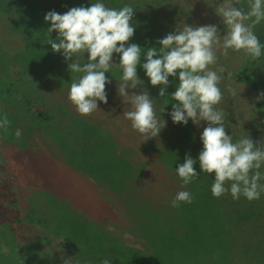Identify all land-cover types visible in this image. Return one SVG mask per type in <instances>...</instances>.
<instances>
[{
  "label": "rangeland",
  "instance_id": "1",
  "mask_svg": "<svg viewBox=\"0 0 264 264\" xmlns=\"http://www.w3.org/2000/svg\"><path fill=\"white\" fill-rule=\"evenodd\" d=\"M39 1L42 3L43 14L52 3L50 0ZM95 2L98 0H53L52 7L67 12L72 7H89ZM101 2L114 8H120L125 4L134 7L132 24L135 32L128 43H135L142 48L141 65L146 62L144 53L147 49L155 47L159 50L161 45L157 41L168 33L175 32L176 29L181 30L184 24L193 26L215 24L221 36L226 30L222 18L217 15L215 9L227 0H101ZM23 13H26L25 17H28L32 14V9L15 12L13 7L0 6V44L13 57V59L7 58L5 62H0V117L6 114L10 121L8 131L0 129V149L8 159L10 167L3 168L0 165V172L3 169L9 174L14 172L22 190L24 206H28L29 210L24 228L20 230L16 238V263L64 264L65 259L71 258L72 264H93L89 260V255L83 256L78 251L81 243L89 238L94 243L99 241L101 244H98L104 246L101 248L117 252L124 264H138L142 260L146 264H157L151 259L154 252L152 245L144 239L145 237L143 238L148 229L145 225L151 226L158 223L167 228L170 224L169 211L171 213L174 211L172 203L169 202L175 199V194L182 189L181 186L182 191H188L185 189L186 185H181L180 188L175 187L181 183L178 179L175 180L174 172H171L169 170L171 168L167 164L166 166L162 160V151L167 143H180L176 139L178 137L175 135L165 137L162 129L158 138L153 137L144 141V137L131 127V122L124 117V112L131 110L132 106L120 97L117 90L122 82V69L118 65L119 54L115 53L113 54L115 64L109 72L105 73L112 81L111 84L106 85L108 103L98 101L99 110L88 116L80 115L68 99V93L71 82L77 80L82 74L71 72L68 67L71 61H66L61 53L52 50L51 45L48 44L47 32L41 36L47 37L44 43L41 42L42 40L36 41L33 38L34 35L29 34L23 26V17L21 18ZM260 25L264 29V21ZM57 36L58 33L55 31L50 34L53 40H56ZM216 55L217 62L210 67L215 71H219L221 67L227 69L223 73L220 84L224 98L217 106L225 111L226 132L233 136V142L247 136L257 143L264 141V109L260 105L264 103V96L261 95L264 92L249 83L236 80L237 72L244 66L246 54L243 50L229 49L227 55H224L223 49L217 48ZM29 59L41 63L43 67L37 74L34 84L31 82L30 85H34L35 99L53 108V111H50L52 117L48 121L38 120L19 98L20 91H24L25 84L21 87L16 85L18 80L15 72ZM86 61L87 53L85 57L80 58L81 63ZM141 65L137 66V74L144 82L143 86L129 89V91L139 93L147 89L154 100L156 115L159 118L164 113L158 102L162 86H152ZM228 72H231V77L228 76ZM258 72L264 77V62L258 68ZM29 78L31 75L24 73V77L19 80L28 81ZM169 81L166 95L161 99L172 109L176 101L171 98V94L178 87V75L169 77ZM229 87L236 90V96L230 94ZM15 91L17 96H14ZM81 120L95 125L99 133L102 135L105 133L110 138V142L114 145V149L111 150L113 156H111L113 158L111 164L116 172L120 167L122 160L119 159L122 156L131 160L129 163L131 167H128V173L132 176L130 183L123 185L120 180H114L117 185H113L110 181L91 176V173L83 171L75 160L67 156V152H64L60 143L57 142L56 129L64 133L66 140L75 142L77 132L73 124H80ZM183 126L191 131L195 138L200 139L202 129L194 127L189 121ZM17 129L22 133L19 139L15 136ZM158 141L162 143V148ZM58 149L61 150V154H58L60 151ZM141 160L146 164H143ZM165 169L172 173L170 177V173ZM74 170L79 171L80 174ZM260 171L264 172V167ZM83 177H87V182ZM132 183L133 187L128 186ZM260 183L264 184V180ZM164 187L167 188L163 189ZM169 188L177 189V191L171 193L172 189ZM123 189L128 190L130 197L139 199L143 197L140 199L143 201L140 203L137 201V203L142 207L145 205L147 207L146 212L149 216L146 217L148 220L146 224L140 220L143 216L138 213V216H135V212H139L137 205L132 206L133 211L136 210L134 213L132 211H130L132 214L127 213V202L125 194H122ZM253 201H260L263 206L264 192L261 193L259 199ZM124 212L127 213V219L125 215H122ZM59 216H62V219L60 217L58 221ZM133 224H135L134 227ZM125 228L127 229L124 230ZM36 236H42L43 239L36 240ZM235 257L238 260L237 253ZM169 259V256H166L163 264H168Z\"/></svg>",
  "mask_w": 264,
  "mask_h": 264
},
{
  "label": "clouds",
  "instance_id": "2",
  "mask_svg": "<svg viewBox=\"0 0 264 264\" xmlns=\"http://www.w3.org/2000/svg\"><path fill=\"white\" fill-rule=\"evenodd\" d=\"M234 3H246L248 10ZM234 3L227 0L215 9L226 26L222 36L215 24H184L181 30L176 29L157 41L161 45L159 50L147 49L146 62L142 65V48L128 43L135 32L132 24L135 9L129 4L114 8L98 0L89 7H72L64 14L49 11L44 19L50 22L47 33L52 50L71 61L68 65L71 72L82 74L71 82L68 93V99L80 115L88 116L99 110L98 101L108 103L106 85L112 81L105 73L115 64L113 54H119L122 82L117 90L132 106L124 112V117L144 141L157 137L166 121L157 117L153 98L147 89L139 93L129 89L143 86L137 74L138 65L142 66L152 86H162L160 97L166 95L169 77L178 75V87L171 94L176 103L169 115L177 124L187 125L189 119L195 125L206 122L200 136L203 148L198 161L201 173L215 174L211 187L213 196L219 198L230 192L235 200L243 196L253 201L264 192V184L260 183L264 180V172L260 171L264 167V141L257 143L247 136L233 142V136L226 132L225 111L217 107L224 98L220 84L227 69L221 67L215 71L210 66L217 62V48H222L224 55L232 49L243 50L252 60L261 57L264 46L254 29L264 21V0H234ZM54 31L58 33L56 40L50 38ZM85 53L87 61L82 64L80 58L85 57ZM228 76L231 77V72ZM229 92L237 95L234 88L229 87ZM9 126L7 115L0 117V129L6 132ZM21 135L17 129L15 136L19 139ZM196 163V159L186 154L184 163L176 167L183 185L198 177ZM178 202L191 203L190 192H178L171 202L172 207H178ZM64 264H72V259H65ZM100 264H112V261L105 258Z\"/></svg>",
  "mask_w": 264,
  "mask_h": 264
},
{
  "label": "trees",
  "instance_id": "3",
  "mask_svg": "<svg viewBox=\"0 0 264 264\" xmlns=\"http://www.w3.org/2000/svg\"><path fill=\"white\" fill-rule=\"evenodd\" d=\"M10 1L0 0V6L4 8L13 7L15 12L32 9V14L28 17H25L26 13L21 15V18L23 17V26L29 31V34L34 35L32 36L36 41L42 40V43L47 41V37L43 38L41 36L50 27V22H46L44 19L45 15L49 11H56L61 14L65 12L52 7L53 0H50L52 5L48 6V9L43 14L42 3L39 0ZM234 6L243 7L245 11L248 10L246 3L242 5H235L234 3ZM254 32L258 36L261 45L264 46V29L262 26L258 25ZM7 58L13 59L9 52L0 44V62H5ZM263 62L264 47H262L261 57L256 60H252L246 54L244 66L237 72L236 80L249 83L254 88L264 92V77L258 72V68ZM42 69L41 63L39 64L29 59L23 64V67L15 72L19 82H16V85L21 87L25 84L24 91L22 90L23 93L20 91L19 98L27 105L28 111L38 120L48 121L52 117V112L50 111H53V108L49 107L45 102L35 99V88L33 85L37 74ZM24 73L31 75L28 81L19 80L24 77ZM31 82L33 83L32 85H30ZM14 94V96L18 95L16 91ZM158 102L161 105V109L163 110L164 108V113L159 118L166 121V126L163 128L165 137L167 135H175L180 142L167 143L162 151V160L175 173L176 178L180 179V183L183 184L176 172V167L184 163L186 154H190L193 159L197 160L194 168L198 173V177L186 185L188 192L192 196V202H178V207H172L175 214L169 211V218L172 221H170L171 224L167 228L158 223L151 225V227L148 225V229L144 234L145 238H143L154 249L151 259L157 264H163V259L165 260L166 256L170 258L168 264H264V204L261 206L262 203L260 201H249L243 196L235 200L230 192L219 198L214 197L211 187L214 183L215 174L201 173L198 161V155L203 148L202 141L195 138V135L184 128L183 125L173 123L169 115L172 109L163 103L160 96H158ZM260 105L264 109V103ZM80 122V124L75 122L73 124L77 132V141L75 142L66 140L64 133L56 129L57 142L60 143L64 152H67V156H70L73 161L75 160L83 171L91 173L102 180L110 181L113 185H117L114 180H120L123 185L130 183L132 176L128 173V167H131L129 164L131 160L126 156H122L119 159L122 160L120 161L121 163H118L120 167L116 172L111 164V161H113L111 150L114 149V145L110 142V138L105 133L103 135L99 133L96 126L87 123L88 121L81 120ZM189 122L194 127L197 126L196 128L198 129L203 130L206 127V122L204 121H201L199 125L193 124L191 119H189ZM162 147L163 145L160 143V148ZM0 165L3 168L10 167L8 159L1 149ZM175 187L180 188L179 186ZM165 188L167 187L163 189ZM169 189H172L170 190L171 193L177 191V189ZM124 190L122 192L125 193L127 198L128 192ZM128 198L126 199L127 208L128 206L132 208V205H136L137 201L139 203L142 202L140 200L142 197H140V201L137 200L138 198L134 197V199L133 196L130 197L131 199L129 198L130 200ZM139 203L137 204L139 211L141 210L139 215L143 216L142 222L144 221L143 223L146 224L148 222L145 219L148 213L146 212L147 207H139ZM157 207L160 206L157 205ZM28 211V206H24L22 190L17 182V176L14 172L9 174L3 169L0 172V264H17L16 238L20 230L24 228L26 218L29 216ZM152 219L155 220V218ZM35 238L36 240L43 239L42 236H36ZM97 242L101 244L99 241ZM98 243H94L87 238L81 243L78 251L83 256L89 255V260L93 264H100V261L105 258L112 261V264H124L119 259L120 256L117 252H113L111 249V251H106L101 248L103 245ZM236 253L238 254V260L235 257ZM143 261L138 264H146Z\"/></svg>",
  "mask_w": 264,
  "mask_h": 264
},
{
  "label": "bare ground",
  "instance_id": "4",
  "mask_svg": "<svg viewBox=\"0 0 264 264\" xmlns=\"http://www.w3.org/2000/svg\"><path fill=\"white\" fill-rule=\"evenodd\" d=\"M46 136H47V135H46ZM157 138H158V136H157ZM159 139H161V138H159ZM158 143H159V141H158ZM153 144H154V143H153ZM159 145H160V143H159ZM57 146H58V145H57ZM155 147H156V146H155ZM58 148H59V147H58ZM157 148H158V147H157ZM157 148H156V149H157ZM58 150H60V149H58ZM59 152H60V153H59ZM155 152H156V151H155ZM152 153H153V152H152ZM156 153H157V152H156ZM159 153H160V151H159ZM159 153H158V154H159ZM58 154H61V150L58 151ZM160 154H161V153H160ZM150 155H152V154H150ZM60 156H61V155H60ZM148 157H149V156H147V158H148ZM64 158H66V157L64 156ZM155 158H156V157H155ZM160 158H161V157H160ZM157 159L159 160V157H158ZM64 160H65V159H64ZM147 160H148V159H147ZM145 161H146V160H145ZM139 162H140V161H139ZM141 162H143L144 164H146V162H144V161H142V160H141ZM155 162H157V161H155ZM162 162H163V161H162ZM147 164H148V163H147ZM138 165H139V164H138ZM165 165H166V163H165ZM163 166H164V165H163ZM166 166H167V165H166ZM166 166H165V167H166ZM160 167H161V166H160ZM166 168H167V167H166ZM161 169H162V168H161ZM163 169H164V168H163ZM168 169H169V168H168ZM168 169H165V170H168ZM80 170H81V169H80ZM169 170H171V169H169ZM169 170H168L167 172L170 173ZM74 171H75V170H74ZM163 171H164V170H163ZM75 172L78 173L79 171H75ZM164 172H165V171H164ZM171 172H173V171L171 170ZM83 173H84V172H83ZM138 173H139V172H138ZM78 174H80V173H78ZM85 174H87V173H85ZM130 174H131V173H130ZM171 174H172V173L169 174V177L171 176ZM174 174H175V173H174ZM174 174H173V175H174ZM87 175H88V174H87ZM165 175H166V174H165ZM81 176H83V174H81ZM91 176H93V175H91ZM174 176H175V175H174ZM84 177H85V175H84ZM84 177H83V178H84ZM87 177H88V176H87ZM87 177H86V178H87ZM89 177H90V176H89ZM140 177H141V175H140ZM175 177H176V176H175ZM177 177H178V176H177ZM86 178H84V179L86 180ZM166 178H167V176H166ZM171 178H172V177H171ZM171 178H170V179H171ZM84 179H83V180H84ZM137 179H138V178H137ZM92 180H93V179H92ZM95 180H96V179H95ZM175 180L177 181V178H176ZM175 180H174V181H175ZM179 180H180V179H179ZM93 181H94V180H93ZM136 181H137V180H136ZM169 181H170V180H169ZM171 181H172V180H171ZM85 182H87V180H86ZM133 182H134V181H133ZM135 183H136V182H135ZM179 183H180V182H179ZM179 183H177V184H179ZM92 184H93V182H92ZM181 185H183V184H180L179 187H180ZM128 186H132V187H133V183H132L131 185H128ZM134 186H135V185H134ZM184 186H185V185H184ZM132 187H131V188H132ZM181 187H182V186H181ZM143 188H144V187H143ZM127 189H129V188H127ZM127 189H126V191H128ZM141 189H142V188H141ZM182 189H183V188H182ZM185 189H187V188L185 187ZM130 190H131V189H130ZM111 191H112V190H111ZM124 191H125V190H124ZM141 191H142V190H141ZM183 191H184V190H183ZM113 192H114V191H113ZM139 192H140V191H139ZM157 192H159V191H157ZM120 193H121V192H120ZM120 193H119V196H121ZM126 193H127V192H126ZM134 193H135V192H134ZM154 193L156 194V192H154ZM159 193H160V192H159ZM122 194H125V193L122 192ZM132 194H133V193H132ZM143 194H144V192H143ZM129 195H130V194H128V196H129ZM137 195H138V194H137ZM123 196H124V195H123ZM125 196H126V195H125ZM125 196H124V197H125ZM128 196H127V198H128ZM134 196H135V194H134ZM142 196H143V195H142ZM145 196H146V195H144V197H145ZM100 197H101V196H100ZM161 197H162V194H161ZM118 198H119V197H118ZM127 198H126V199H127ZM129 198H130V197H129ZM129 198H128V199H129ZM133 198H134V197H133ZM135 198H136V197H135ZM135 198H134V199H135ZM142 198H143V197H142ZM146 198H147V197H146ZM155 198H156V197H155ZM122 199H123V198H122ZM122 199H121V200H122ZM126 199H125V200H126ZM130 199H131V198H130ZM130 199H129V200H130ZM96 200H98V199H96ZM123 200H124V199H123ZM123 200H122V202H125V201H123ZM132 200H133V199H132ZM137 200H139V198H138ZM139 201H140V200H139ZM142 201H143V200H142ZM144 201H145V200H144ZM172 201H173V200H172ZM122 202H121V203H122ZM126 202H127V201H126ZM128 202H129V201H128ZM131 202L134 203L133 201H131ZM135 202H136V200H135ZM169 203H171V201H170ZM117 204H118V203H117ZM124 204H125V203H124ZM137 204H138V203H137ZM137 204H136V205H137ZM141 204H142V203H141ZM127 205H128V203H127ZM129 205H130V204H129ZM136 205H135V206H136ZM124 206H125V205H124ZM132 206L134 207V205H132ZM145 206H146V205H145ZM145 206H144V207H145ZM163 206H164V205H163ZM119 207H120V206H119ZM122 207H123V206H122ZM126 207H127V206H126ZM139 207H141L140 204H139ZM123 208H124V207H123ZM128 208H130V207L128 206ZM128 208H127V209L124 208V209H126V210L128 211V212L126 211L128 214L131 213L130 211H132V213H134V212L136 211V210L133 211L132 208H130V209L128 210ZM137 208H138V206H137ZM134 209H135V208H134ZM138 209H139V208H138ZM58 210H59V209H58ZM121 210H122V209H121ZM124 211H125V210H124ZM140 211H141V210H140ZM140 211H139V212H140ZM126 212H124L122 215H125V216H126V214H127ZM139 212H135V213H136L135 216H138ZM150 212H151V211H150ZM153 212H154V210H153ZM157 212H158V211H157ZM58 213H59V211H58ZM58 213H56V214H58ZM121 213H122V212H121ZM132 213H131V214H132ZM137 213H138V214H137ZM142 213H143V212H142ZM140 214H141V213H140ZM150 214H151V213H150ZM69 215H70V214H69ZM143 215H144V214H143ZM158 215H159V214H158ZM167 215H168V214H167ZM66 216H67V215H66ZM129 216H130V215H129ZM132 216H133V215H131V217H132ZM146 216L148 217L149 215L147 214ZM160 216H161V215H160ZM60 217H61V219H62V216H59V217L57 218L58 221H59V218H60ZM123 218H124V217H123ZM127 218H128V216H126V219H127ZM134 218H135V217H134ZM134 218H133V220H134ZM136 218H138V217H136ZM136 218H135V219H136ZM149 218H150V217H149ZM160 218H161V217H160ZM166 218H167V217H166ZM63 219H64V218H63ZM126 219H124V220H126ZM145 219H147V218H145ZM170 219H171V218H169V220H170ZM140 220H142V219H140ZM161 220H162V219H161ZM167 220H168V219H167ZM175 220L177 221V219H175ZM61 221H62V220H61ZM61 221H60V222H61ZM137 221H138V220H136V222H137ZM170 221H172V220H170ZM125 222H126V221H125ZM134 222H135V221H134ZM139 222H140V221H139ZM143 222H144V221H143ZM158 222H160V221H158ZM174 222H175V221H174ZM63 223H64V222H63ZM126 223H127V222H126ZM160 223H162V222H160ZM178 223L180 224V222H178ZM127 224H128V223H127ZM129 224H130V222H129ZM143 224H144V223H143ZM170 224H171V223H170ZM179 224H178V225H179ZM63 225H64V224H63ZM136 225H138V224H136ZM90 226H91V225H90ZM92 226H93V225H92ZM134 226H135V224H133V227H134ZM139 226H141V225H139ZM145 226L147 227L148 225H145ZM125 227H126V226H125ZM128 227H129V226H128ZM146 227H145V228H146ZM150 227H151V226H150ZM129 228H131V227H129ZM136 228H137V227H136ZM141 228H143V227L141 226ZM141 228H139V229H141ZM65 229H66V228H65ZM126 229H127V228H125L124 230H126ZM133 229H134V228H133ZM133 229H132V230H133ZM128 230H129V229H128ZM128 230H127V231H128ZM142 230H143V229H142ZM66 231H67V230H66ZM68 231H69V230H68ZM127 231H126V232H127ZM138 231H139V230H138ZM140 231H141V230H140ZM135 232H136V231H135ZM67 233H68V232H67ZM142 233H144V232H142ZM142 233H141V234H142ZM141 234H140V235H141ZM135 236H136V235H135ZM141 237H142V235H141ZM143 237H144V235H143ZM140 239H141V238H140ZM141 240H142V239H141ZM136 241H137V240H136ZM136 241H135V242H136ZM132 243H133V242H132ZM147 245H148V244H147ZM145 246H146V245H145ZM103 247H104V246H103ZM109 247H111V245H110ZM106 251H107V250H106ZM144 255H145V254H144ZM145 256H146V255H145ZM149 257H150V256H149Z\"/></svg>",
  "mask_w": 264,
  "mask_h": 264
}]
</instances>
